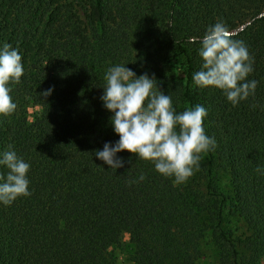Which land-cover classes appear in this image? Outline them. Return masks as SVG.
I'll return each mask as SVG.
<instances>
[{
  "label": "trees",
  "instance_id": "obj_1",
  "mask_svg": "<svg viewBox=\"0 0 264 264\" xmlns=\"http://www.w3.org/2000/svg\"><path fill=\"white\" fill-rule=\"evenodd\" d=\"M263 12L264 0H0V45L24 67L0 151L30 163L31 192L0 204V264H121V252L132 264H201L203 242L218 264H264ZM217 21L245 43L259 81L236 106L192 81L201 58L189 37ZM120 63L154 75L177 111L207 108L216 147L186 182L126 150L117 169L94 156L119 138L99 97ZM30 107H41L32 119Z\"/></svg>",
  "mask_w": 264,
  "mask_h": 264
},
{
  "label": "clouds",
  "instance_id": "obj_2",
  "mask_svg": "<svg viewBox=\"0 0 264 264\" xmlns=\"http://www.w3.org/2000/svg\"><path fill=\"white\" fill-rule=\"evenodd\" d=\"M189 41L198 43L201 58L199 70L192 74L195 86L221 90L233 106L255 96L259 81L248 79L254 71V59L245 43L234 39L222 21L208 26L201 37H189ZM126 65L106 69L99 97L119 138L105 142L102 150L93 152L94 156L117 169L124 166L117 154L126 150L137 159L151 162L159 174L182 184L199 170L201 154L216 147L215 137L207 135L204 128L208 110L196 104L177 111L172 97L161 90L154 75H137ZM23 73L19 50L10 43L0 45V115H10L16 109L9 85L19 83ZM51 92L49 88L41 94ZM0 167L7 169L0 174V204L10 206L17 198L31 195L27 176L30 163L11 145L0 151ZM255 171L264 175V167L257 166ZM139 179H144L143 173Z\"/></svg>",
  "mask_w": 264,
  "mask_h": 264
},
{
  "label": "rangeland",
  "instance_id": "obj_3",
  "mask_svg": "<svg viewBox=\"0 0 264 264\" xmlns=\"http://www.w3.org/2000/svg\"><path fill=\"white\" fill-rule=\"evenodd\" d=\"M135 28L136 27H133L131 30L129 29V31L132 33L131 36H133V38L135 37L136 38V35L137 33L135 34ZM133 40V39H132ZM133 70V69H132ZM137 75L139 74L138 70H133ZM41 109V107H30L29 108V115H30V119H32L34 113L36 111H39ZM129 237L126 236V240H128ZM118 251L121 252L120 249H117ZM201 250H202V257H201V264H218L217 263V256L215 255L214 253V250H213V247L210 243H207V242H203L201 244ZM119 259L121 261V264H132V262L130 260H128L127 258V255L124 253V252H121L119 254Z\"/></svg>",
  "mask_w": 264,
  "mask_h": 264
},
{
  "label": "water",
  "instance_id": "obj_4",
  "mask_svg": "<svg viewBox=\"0 0 264 264\" xmlns=\"http://www.w3.org/2000/svg\"><path fill=\"white\" fill-rule=\"evenodd\" d=\"M262 14H264V12L263 13H261V14H259V15H257V16H261ZM251 22V20H249V21H247L246 23H244L241 27H240V29H242V28H244L247 24H249Z\"/></svg>",
  "mask_w": 264,
  "mask_h": 264
}]
</instances>
